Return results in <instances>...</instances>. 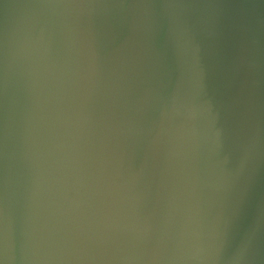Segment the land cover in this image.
Returning <instances> with one entry per match:
<instances>
[{
  "label": "water",
  "instance_id": "1",
  "mask_svg": "<svg viewBox=\"0 0 264 264\" xmlns=\"http://www.w3.org/2000/svg\"><path fill=\"white\" fill-rule=\"evenodd\" d=\"M0 264H264V0H0Z\"/></svg>",
  "mask_w": 264,
  "mask_h": 264
}]
</instances>
